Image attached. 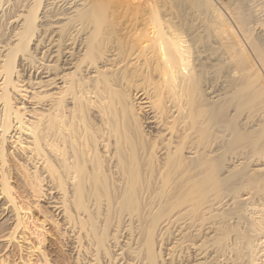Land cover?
I'll return each mask as SVG.
<instances>
[{"label":"bare ground","instance_id":"obj_1","mask_svg":"<svg viewBox=\"0 0 264 264\" xmlns=\"http://www.w3.org/2000/svg\"><path fill=\"white\" fill-rule=\"evenodd\" d=\"M42 3L0 27V241L22 264H62L48 236L72 264H157L171 230L175 258L264 264V0Z\"/></svg>","mask_w":264,"mask_h":264},{"label":"rangeland","instance_id":"obj_2","mask_svg":"<svg viewBox=\"0 0 264 264\" xmlns=\"http://www.w3.org/2000/svg\"><path fill=\"white\" fill-rule=\"evenodd\" d=\"M13 1H15V0H13ZM42 1H43V3H44L46 0H42ZM250 1H251V0H250ZM258 1H259V0H252V3H253V4H255V2L258 3ZM5 2H6V1L4 0V2L1 3V4H2V8L0 7V9H2V10L0 11V16L2 15V17H1V20H2V21H0V23H1V24H0V27H2L3 24H5L6 26H5V25H4V26L7 27L6 30L8 31V32H7V31L5 30V34L8 35V34H9V31H11L12 28L15 27V25L17 24L16 22H18L17 20H16V21L14 20V17H13V16H14V14H17V13H16L17 10L20 9V8H18L19 6L17 5V3L20 2V0H17V2H15L16 5L18 6L17 8L15 7L16 5L12 2V0H11V1L9 0L8 2H6V4H3V3H5ZM9 2H10L11 4H10ZM8 3H9V4H8ZM43 3L41 4V6H40V8H39V11H41V10L43 11V9L45 10V8H43V7H45V5H44L45 3H44V4H43ZM13 4H14L15 6H14ZM8 5H9V6H8ZM11 5H12V7H11ZM10 7H11V9H13V7L17 9V10L14 9L15 11L13 10L15 13L11 12L12 10L10 9ZM257 7H258V6H257ZM42 8H43V9H42ZM8 9H9V10H8ZM3 10H4V11H3ZM10 10H11V11H10ZM2 12H3V14H2ZM9 12H11L13 15L10 14ZM5 13H6V14H5ZM8 13H9V14H8ZM9 15H10L11 17H13V18H11ZM4 16H6V17H4ZM2 18H3V19L5 18V20H3ZM43 20H46V19H41L39 23L41 24V23L43 22ZM57 24H58V23H57ZM13 25H14V26H13ZM4 26H3V28H4ZM40 26H41V25H40ZM40 26H39V27H40ZM3 28H2V29H3ZM3 31H4V30H3ZM48 31H49V30H47L45 34H48ZM6 32H7V33H6ZM36 32H38V31H36ZM45 34H42L41 37L44 36ZM45 36H46V35H45ZM41 37H40V38H41ZM46 37H47V36H46ZM42 38H43V39H42ZM42 38H41L40 40H41L42 45H43L44 43H43L42 40H45V39H44L45 37H42ZM40 40H39V41H40ZM34 41H35V39H34ZM34 41H32V43L30 42V44H29L30 47H32V46L34 47V45H35L36 43H39V41H38V42H34ZM41 42H40L39 44H36V45H35V46H36V51H35V50H34V51L36 52V54H35V52L33 53L35 56L37 55V56L43 57V55L41 56L40 53H37V52H39L41 49L44 50V47L41 46ZM40 47H41V48H40ZM30 49H31V48H30ZM30 49H29V50H30ZM30 51H32V49H31ZM43 59H44V57H43ZM18 62H20V61L18 60ZM21 65H22V66H25V68L22 67V70H21V71L23 72V74H25V73H26V74H29V73H30V72H29L30 70H31V72H32L33 69H30V66H32L31 63H30V66H29V64L26 65V64H24V62H23V63L21 62ZM26 66H27V67H26ZM20 67H21V66H20ZM20 67L18 66V68H20ZM23 68H24V69H23ZM20 69H21V68H20ZM26 70H27V71H26ZM229 197H230V194H229L228 198H229ZM0 199H1V198H0ZM2 202H3V200H0V211H1V212H0V222H4V221L6 220V219H5V218H6L5 216H7V215L5 214V212H2L1 207L4 205V204H3L4 202H3V203H2ZM229 202H230V201H229ZM229 202H228V203H229ZM1 203H2V204H1ZM256 203H257V201H256ZM234 205H235V204H232V205H230L229 207L227 206L228 208L231 207L230 209L226 208V209H228L229 211H231V213H230V212H229V213L232 214V216H231L232 218L230 219V222H231L232 226H234V224H235V226L238 224V225H239L238 227H240V228H242V229H244L245 227L247 228V226H245L246 223H244L243 218H242V220L240 219V220H241L240 222H239L238 220H234V219H236V218H235L236 216H235V214H234V211L237 210V209L239 208V207L236 206V205H235V207H234ZM232 206H233V208H232ZM225 207H226V206H225ZM233 210H234V211H233ZM244 211H245V212H244ZM195 212H196V211H194V216H195V214H197V213H195ZM239 212H240V211H239ZM246 212H247V213H246ZM248 212H249L250 214H249ZM251 212H252L251 209H249V210L247 209V210H242L240 213H241V216H243V217H245V216L250 217L251 214H252ZM134 213H135V212H134ZM187 213H188V215H189V216H187V217H188L189 219H191V218L193 217V216H192V215H193V214H192V211L187 212ZM242 213L245 214V215H243ZM247 214H249V215H247ZM183 215L186 216V212H185ZM183 215H182V217L185 218V216H183ZM190 215H191L192 217H190ZM2 217H3V218H2ZM148 217H149V216H148ZM148 217H146V220L148 219ZM187 217H186V219H188ZM134 218H135V219H134V221H135L134 225L137 227V224H139V222H138V220H137L136 215H135ZM249 219H250V218H249ZM148 220L150 221V219H148ZM148 220H147V221H148ZM147 221H145V222H147ZM242 221H243V222H242ZM146 224L149 225L150 222H148V223H146ZM241 224H242V225H241ZM243 224H244V225H243ZM134 225L132 224V226H134ZM171 227H172V226H171ZM133 228H134V227H133ZM173 228H174V227H172V233H173V231L175 230V228H174V229H173ZM246 228H245V229H246ZM169 229H170V228H169ZM245 229H244V230H245ZM135 230H136V229H135ZM155 230L157 231V229H155ZM155 230H154V231H155ZM137 231H138V228H137ZM152 231H153V230H152ZM154 231H153V234L156 233V231H155V232H154ZM168 231H169V233L171 234V232H170L171 230H168ZM168 231L166 232L167 235H168L167 240H166V239H165V240L163 239V238H165V236H167L166 233L164 234V237H163V235H162V238H161V236H159V238H158L159 231L157 232L158 234H155L156 236H153V235H152V238H153V239H154V237H155L156 240H157V238H158L157 241H159V239L161 238L159 242L156 241L157 244H156V243L154 244V246H155L154 249H155V251L157 250V253L159 254V257L157 256V257L159 258V261H157V260H156V261H157L158 263L160 262L159 264H169L170 262H171L170 264H183L185 261H186V262H185L184 264H189V263H187V262H190V264H191V263L195 264L194 262L196 261V260H195V256H196V255H195V253H192V256H191V252H196V251H195L194 249H192V248H191L190 250L187 249V250H186V253H185L184 250H183L184 253H183V252H180V254H183V255H181V256L179 257V259H178V256H179L178 254H177L178 256H176L177 259L174 257V256L176 255V253H178L177 251H176L175 253H174V252L170 253V252L168 251V247H167V246H170V245L173 243V241H175V239H174L173 236H172L173 234H171L170 237H171V236H172V237L169 238ZM123 232H124V231H123ZM123 232H122V233H123ZM174 233H175V232H174ZM137 234H138V233H137ZM137 234H136V235H137ZM123 236H124V234H121V236H120L121 238L119 237V238H120V241H121L122 239L125 240ZM50 237H52V236H48V239H49V241H51V242H48L47 247L52 251V255L58 260V262L60 261V263H61V262L63 261L62 264H68V263L72 264V261H71L70 259H67L68 256H67V254H65L63 248H62L58 243H55V241H52V239H50ZM125 237H127L126 234H125ZM138 237H139V236H138ZM162 239H163L165 242H164ZM170 239L172 240V243H170V242H171ZM173 239H174V240H173ZM168 240H169V241H168ZM162 241H163V242H162ZM167 241H168V243H167ZM52 242H53V243H52ZM122 242H123V241H122ZM154 242H155V240H154ZM161 242H162L163 247H162V245H161V246L158 245V243L161 244ZM206 242H207V241H206ZM208 242H209V241H208ZM210 242H211V241H210ZM210 242L208 243V246H205V245L203 246V247H205V248H208V249H207V253H206V254H209L208 256H211V253L213 254V253L215 252V250H216V248H215V250H214V247H215V246H213V244H212L211 246L209 245ZM12 243H13V244H12ZM12 243H11V242H6V241H0V264H4V262H5V264H7V263H8V264H14V263H15V264H22V263H23V259H24V260L26 259V258H24L25 255H21V254H20V252H19V248L17 247L18 244H17L15 241H13ZM165 243H167V244H165ZM16 244H17V245H16ZM49 244H50V245H49ZM168 244H170V245H168ZM205 244H206V243H205ZM214 245H215V244H214ZM209 246H210V247H209ZM212 246H213V248H212ZM166 247H167V248H166ZM203 247H202V248H203ZM61 248H62V249H61ZM160 248H161V249H160ZM205 248H203V249L206 250ZM211 248H212V249H211ZM209 249H210V250H209ZM17 250H18V251H17ZM55 250H56V251H55ZM159 250H160V251H159ZM165 250H167L168 253H170V254H172V255H170V254H169V255L166 254L167 251H165ZM177 250L179 251V248H177ZM191 250H192V251H191ZM211 250H213V251L211 252ZM158 251L161 252V253H159ZM229 253H230V252H229ZM19 254H20V255H19ZM158 254H157V255H158ZM165 254H166V255H165ZM184 254H186V255L184 256ZM188 254H189V255H188ZM193 254H194L195 256H194ZM227 254H228V253H227ZM173 255H174V256H173ZM229 255H230V256H229ZM231 255H232V253L228 254L229 257L233 258V257H232L233 255H232V256H231ZM30 256H33V257H30V258H29V256H27V260H28V258H29V259L33 258V259H31V260H32V262L34 263V261H35V260H34V259H35V258H34V255H30ZM64 256H65V257H64ZM161 256H162V257H161ZM168 256H169V257H168ZM170 256H171V257H170ZM172 256H173L174 258H173ZM182 256H183V257H182ZM186 256H188V257L186 258ZM206 256H207V255H206ZM19 257H20V258H19ZM25 257H26V256H25ZM61 257H62V258H61ZM160 257H161V258H160ZM181 257H182L183 259H182ZM184 257H185V258H184ZM158 258H156V259H158ZM162 258H163V259H162ZM172 258H173V259H172ZM180 258H181V259H180ZM196 258H197V257H196ZM209 258H210V257H209ZM65 259H66V260H65ZM161 259H162V261H160ZM171 259H172V260H171ZM210 259H211V258H210ZM31 260H30V261H31ZM182 260H184V261H182ZM211 260H212V259H211ZM64 261H65V262H64ZM68 261H69V262H68ZM181 261H182V262H181ZM161 262H162V263H161ZM164 262H165V263H164ZM212 262H213V260H212L211 262H210V260H209V264H210V263L212 264ZM158 263H157V264H158ZM124 264H126V263H124ZM228 264H229V262H228Z\"/></svg>","mask_w":264,"mask_h":264}]
</instances>
